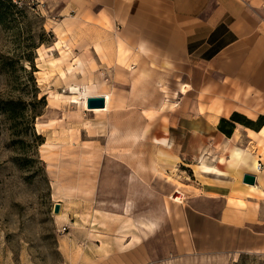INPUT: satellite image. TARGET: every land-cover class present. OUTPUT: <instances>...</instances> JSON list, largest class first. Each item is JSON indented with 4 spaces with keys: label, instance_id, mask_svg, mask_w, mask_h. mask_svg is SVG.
Instances as JSON below:
<instances>
[{
    "label": "crops",
    "instance_id": "1",
    "mask_svg": "<svg viewBox=\"0 0 264 264\" xmlns=\"http://www.w3.org/2000/svg\"><path fill=\"white\" fill-rule=\"evenodd\" d=\"M38 2L65 22H99L107 38L118 29L139 69L172 63L189 77L181 82L188 90L178 93L189 104L188 122L172 145L178 167L192 175L170 181L143 162H101L98 195L115 205L94 215L89 234L70 223L60 241L64 264H235L244 254L264 263V125L236 123L231 137L219 130L235 113L255 123L264 117V0ZM98 88L89 96H100ZM111 100L108 110L83 111L101 134L111 133ZM231 153L239 168H231ZM196 162L226 175L196 173ZM246 174L256 176L254 186L244 184ZM177 191L182 201L166 202Z\"/></svg>",
    "mask_w": 264,
    "mask_h": 264
},
{
    "label": "rangeland",
    "instance_id": "2",
    "mask_svg": "<svg viewBox=\"0 0 264 264\" xmlns=\"http://www.w3.org/2000/svg\"><path fill=\"white\" fill-rule=\"evenodd\" d=\"M38 1L12 0L0 21V264H64L63 228L75 223L89 234L94 215L115 205L98 195L101 162H143L170 181L192 175L172 145L188 122L178 95L188 72L172 63L139 69L118 29L107 38L99 22H65ZM92 85L112 96L110 134L92 129L81 97L70 103L72 89ZM235 264L264 263L244 254Z\"/></svg>",
    "mask_w": 264,
    "mask_h": 264
},
{
    "label": "bare ground",
    "instance_id": "3",
    "mask_svg": "<svg viewBox=\"0 0 264 264\" xmlns=\"http://www.w3.org/2000/svg\"><path fill=\"white\" fill-rule=\"evenodd\" d=\"M92 88L94 89V90H96V87L94 86L93 87V85L92 86H88L83 92H81L80 91V89H78V88H75V89H72L73 91H74V95L73 96H71V97H69V100H70V103L71 104H78V102H79V98L81 97L82 98V100L84 101V108L87 110V111H91V112H95V113H99V112H102V110H104V109H93V110H90V109H88V107H87V100H88V98H90V94H91V91H92ZM98 97H102V98H104L105 100H106V103H107V106H106V110H108V107H109V103H110V100H111V95H110V93H102L100 96L98 95ZM56 98V99H55ZM54 99H55V102H56V100H58V98H60V96L59 95H56V97H55ZM64 98H66V96L64 97ZM53 100V99H52ZM65 101V100H64ZM54 102V101H53ZM160 156H162V157H164V162H168V159H169V157H167L166 155H164V154H162V153H160ZM231 158H232V160L234 161H232L231 159V161L232 162H229L230 163V165H231V167L232 168H236L237 167V165L239 164V163H241V162H236L237 161V158L234 156V154L233 153H231ZM204 159V158H203ZM256 161H258L257 159L255 160V164L257 163ZM221 163H222V161H221ZM240 166V165H239ZM239 166L237 167V168H239ZM193 169L194 170H197V171H200V172H204V173H208V174H215V175H226V172H223V171H221L219 168H217V167H214V166H210V165H208L206 162H200L198 165H196V166H194L193 167ZM256 169L258 170L259 169V165L256 167ZM237 170V169H236ZM207 174V175H208ZM229 174V173H228ZM205 175V174H204ZM215 175H213V177L215 176ZM211 176V175H210ZM212 177V176H211ZM218 177V176H217ZM224 177H226V176H224ZM60 215V214H59Z\"/></svg>",
    "mask_w": 264,
    "mask_h": 264
},
{
    "label": "trees",
    "instance_id": "4",
    "mask_svg": "<svg viewBox=\"0 0 264 264\" xmlns=\"http://www.w3.org/2000/svg\"><path fill=\"white\" fill-rule=\"evenodd\" d=\"M12 0H0V21H3L6 17V12L4 10L14 9V5L11 4ZM238 123L248 128L252 129H259L264 125V117L260 118L257 123L252 122L251 120L247 119L246 117L235 113L230 120L222 119L219 125V130L224 133L227 137H231L234 129L235 124Z\"/></svg>",
    "mask_w": 264,
    "mask_h": 264
},
{
    "label": "water",
    "instance_id": "5",
    "mask_svg": "<svg viewBox=\"0 0 264 264\" xmlns=\"http://www.w3.org/2000/svg\"><path fill=\"white\" fill-rule=\"evenodd\" d=\"M107 106L106 100L102 97H90L87 100V107L90 110L93 109H105ZM244 184L254 186L257 183V178L255 175L246 174L243 178ZM60 204H56L55 206V214L60 213Z\"/></svg>",
    "mask_w": 264,
    "mask_h": 264
},
{
    "label": "built area",
    "instance_id": "6",
    "mask_svg": "<svg viewBox=\"0 0 264 264\" xmlns=\"http://www.w3.org/2000/svg\"><path fill=\"white\" fill-rule=\"evenodd\" d=\"M14 3L21 5L22 4V0H13ZM261 169V165H259V169L257 171H259ZM173 201L176 203H180L182 201V195L180 194V192H176V194L172 197ZM66 227L63 228V232H66Z\"/></svg>",
    "mask_w": 264,
    "mask_h": 264
}]
</instances>
